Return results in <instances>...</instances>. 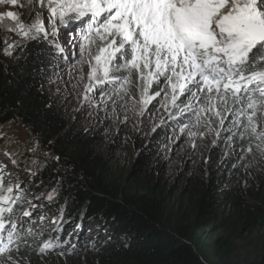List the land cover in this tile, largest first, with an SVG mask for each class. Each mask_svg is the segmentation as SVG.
Returning a JSON list of instances; mask_svg holds the SVG:
<instances>
[{
  "label": "trees",
  "instance_id": "1",
  "mask_svg": "<svg viewBox=\"0 0 264 264\" xmlns=\"http://www.w3.org/2000/svg\"><path fill=\"white\" fill-rule=\"evenodd\" d=\"M4 46L0 27V52ZM49 49L52 56L43 54ZM63 55L41 36L23 40L9 61L0 58V154L29 173L24 184L7 175L4 185L11 178V185L20 184L31 204L14 206L15 216L33 211L30 220L38 223L33 231L43 230L27 237L30 264H264V234L243 236L264 228L259 141L249 145L238 135L229 140L239 130H221L220 148L201 158L178 188L154 175L162 137L135 140L133 166L122 171L53 96L49 81L65 63ZM188 117L175 116L170 123L182 127ZM16 127L42 157L23 148ZM46 241L53 247L41 254Z\"/></svg>",
  "mask_w": 264,
  "mask_h": 264
},
{
  "label": "snow or ice",
  "instance_id": "2",
  "mask_svg": "<svg viewBox=\"0 0 264 264\" xmlns=\"http://www.w3.org/2000/svg\"><path fill=\"white\" fill-rule=\"evenodd\" d=\"M27 4L41 10L30 24L16 11L0 12V25L6 19L13 22L7 30L22 38L12 43L6 38L4 54L11 56L23 40L41 36L57 54L63 53L65 49L48 38V29L56 37L62 28L75 31L71 25L79 22L82 42L77 63L88 68L81 104L90 103L99 91L105 103L128 110L131 101L132 110L143 115L161 97L160 106L169 113L172 109L177 115L188 113L189 124L195 121L192 127L204 126L217 137L221 130L237 129L229 140L238 135L241 142L247 138L249 145L259 141L255 147L264 154V128L260 127L264 120V0H27ZM0 5L24 7L21 0H0ZM43 54L52 56L50 49ZM154 86L157 90L151 92ZM226 122L228 128H224ZM198 134L204 135L189 130L191 137ZM9 185L5 187L0 179V264H30L27 237H38L43 230L37 234L29 227L22 234L24 218L30 220L33 211L25 210L17 217L19 208L14 206L31 202L23 198L19 183ZM52 247L46 241L39 252Z\"/></svg>",
  "mask_w": 264,
  "mask_h": 264
},
{
  "label": "rangeland",
  "instance_id": "3",
  "mask_svg": "<svg viewBox=\"0 0 264 264\" xmlns=\"http://www.w3.org/2000/svg\"><path fill=\"white\" fill-rule=\"evenodd\" d=\"M21 2L24 7L0 5V12L6 10L16 11L21 14V19L24 23L30 24L32 18H35L37 11L41 10L38 7L34 10L30 9L27 0H21ZM43 12L44 16L47 17V11L43 10ZM12 23L6 19L3 21V25H0L8 43L22 39L16 33L7 30V27ZM45 24L47 25V19H45ZM76 24H79V22H74L71 25V28L75 29V31L62 28L58 31L57 36L53 37V40L65 49L63 56L67 57V63H62V65L58 66L57 73L54 77H51V81H53V96L61 104L71 109L74 122L84 127L90 135L97 138L100 150L108 157L110 164L118 169H122V171H128L133 166L137 155L136 146L134 145L135 140H144L145 143H148L156 137H162V139H158V154L153 162L154 175L161 179L167 187L174 186L178 188L182 184L185 176L190 172V169L201 158H207L211 152L220 148L219 144L223 142L225 133L221 137H217L216 132H210L204 126L199 128L192 127L195 124L194 120L190 124L188 121L186 124H189V129L181 132V126L170 123L172 119L169 116H184L186 113L177 115L176 109H172L171 113H169L160 106L161 97H157L144 111L143 115H138L137 111L132 110L131 101L129 102L128 110L120 108L118 105L114 106L111 102L105 103L99 91L96 92L94 99L90 103L85 102L81 104L80 101L82 99L84 84L88 83V68L87 65L77 63L80 60L79 44L82 41L80 39V31L77 30ZM48 31L49 36H51V29H48ZM0 58L4 61H9V56L5 55L3 50L0 52ZM69 65H73L74 68L70 69ZM70 72L71 75L69 74ZM81 75L84 76L82 81L80 80ZM156 90L154 86L151 92ZM136 99H139L138 93H136ZM120 103H123V101L118 102V104ZM114 107L116 109L115 112L113 111ZM212 127L214 128L216 125L214 124ZM228 127L229 125L226 122L224 128ZM9 130L13 131L14 128L10 127ZM189 130L204 133V135L201 136L198 134L195 137H191ZM16 132L19 141L28 153L40 157L43 156L35 151L29 136L21 127H16ZM157 132L161 134L158 136ZM214 140L216 141L215 144L213 143ZM154 141L156 142L157 140L154 139ZM8 159L9 157L4 159L0 156V179L6 183L7 174H11L9 172H12L16 177L23 179L21 184H24L25 179L26 181L29 179V173L25 174L23 170H18L19 168L17 169L15 164L9 163ZM11 165L16 168H11ZM6 171L8 172L7 174L5 173ZM32 223L33 221H26L23 224L24 227H27ZM37 225L38 223L30 227L34 230ZM262 234H264V228L256 232L248 231L243 236L248 240L253 238L254 235Z\"/></svg>",
  "mask_w": 264,
  "mask_h": 264
},
{
  "label": "bare ground",
  "instance_id": "4",
  "mask_svg": "<svg viewBox=\"0 0 264 264\" xmlns=\"http://www.w3.org/2000/svg\"><path fill=\"white\" fill-rule=\"evenodd\" d=\"M76 26H77V30L80 31V29H79V24H76ZM75 28H76V27H75ZM24 220H26V219H24ZM26 221H27V220H26ZM27 222H30V221H27ZM29 227H30V225H28L27 227H24V224H23V229H22V231H27ZM3 235H4V236H7V232H4Z\"/></svg>",
  "mask_w": 264,
  "mask_h": 264
}]
</instances>
